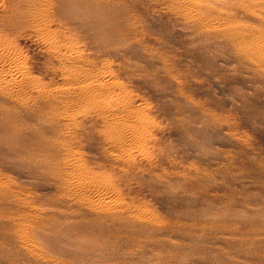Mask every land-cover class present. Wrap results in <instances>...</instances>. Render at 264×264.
Returning <instances> with one entry per match:
<instances>
[{
	"label": "rangeland",
	"instance_id": "obj_1",
	"mask_svg": "<svg viewBox=\"0 0 264 264\" xmlns=\"http://www.w3.org/2000/svg\"><path fill=\"white\" fill-rule=\"evenodd\" d=\"M99 1L74 8L70 32L2 17L0 52L17 61L0 56V79L52 93L57 165L71 158L70 180L117 207L100 214L64 173L10 158L0 172L27 196L0 206V264H264V0ZM102 76L107 96L79 97Z\"/></svg>",
	"mask_w": 264,
	"mask_h": 264
},
{
	"label": "bare ground",
	"instance_id": "obj_2",
	"mask_svg": "<svg viewBox=\"0 0 264 264\" xmlns=\"http://www.w3.org/2000/svg\"><path fill=\"white\" fill-rule=\"evenodd\" d=\"M107 4L108 3L103 4L99 0H0V11L1 12L4 11V14H1V12H0V17H1L0 22L9 21V24H12L14 26L26 24V25H29L33 28H36L38 31L47 32V34L50 32V30H49L50 25L57 24V27H61L65 31L70 32L72 29L71 24L73 22L72 20H73L74 8H77L79 6H84V7L90 8V9H93V8H96V9L100 8L101 9V8H104V6H106ZM183 5H184V3H183ZM1 8H3V10ZM189 9H191V8H189ZM101 11L102 10H100L99 12H101ZM2 17H4L3 21H2ZM99 23H103V21H101ZM51 31H52V29H51ZM237 31H239V30L237 29ZM1 33H0V36H2ZM14 33H16V32H14ZM42 34H44V33H42ZM47 34L45 33L44 36H46ZM67 35H70V34H67ZM71 35H70V37H71ZM4 36H5V34H4ZM53 36L54 35H52L51 38H54ZM9 37H12V36H9ZM54 42H56V41L53 40L51 45ZM61 44L63 45V43H61ZM49 45H50V42H49ZM57 45H58L57 43H56V45L54 44L55 47ZM66 45H67V43H66ZM46 48H48V47H46ZM56 48H58V46ZM56 48H55V50L57 51ZM52 49H53V47H52ZM8 53L4 54V53L0 52V56L4 57L5 59L11 58V56H10L11 54L9 55ZM24 55H25V53H24ZM15 57L11 58V59H15ZM8 60L10 61V59H8ZM13 61L15 62L17 60L15 59ZM19 62H17V63H19ZM262 62H263V59H262ZM9 64H10V62H9ZM11 65H13V64H11ZM18 65L22 68V66L20 64H18ZM18 69H19V67H18ZM11 72L12 71H10V73ZM23 72L21 71V73H23ZM15 76L11 77V80L10 79H2V80L0 79L1 80V82H0V94H2V95L5 94L10 99H12L13 102L15 103L14 106L19 109L20 113H22L28 117L33 118L35 120L36 124L28 125V124L24 123L23 121L19 120L15 116V114H12L11 108H8L6 106L1 108V105H0V128L6 130L5 132H7L6 134L0 133V165L5 166L8 163L10 158H16L17 157V159H19L21 162L27 163L28 166H31V168L34 171H38L42 174L52 175L56 178H61V175L64 173L63 175L65 176V178L62 177V179L64 181H66L67 186L74 189L72 191H73V194L75 195L76 198H80V199L85 200L91 209H94V210H100L101 209L100 211H98V213H100V214L111 215L109 210L110 209L113 210L117 206H112L113 203L112 204L110 203L112 201L107 200L105 197H103L102 194H99L102 197L96 196L97 198H92V196H91V194H89V192L91 191V193H92V191L96 190L97 188L93 189L95 186L90 184V180L86 181L84 179V176H81V174H80V176H77V179L70 180V178L73 176L69 177L70 176L69 175L70 174L69 168L71 170V168L74 166L72 161H71V158H68V161H67L68 165L65 166V170L62 169L61 164L57 165L58 160H59L58 157H59L60 149L58 147V140L56 138H57V136H61L62 130L58 129L60 118H59L58 110L55 108V103L53 102V98L50 97V95H52V93L48 94V93H44L42 91L35 92V91H33L34 89L31 90L32 88L27 90V88H26L27 85L25 86L26 82L23 81V79H25V77L23 75L19 78L15 77ZM32 76H33V74H32ZM27 77L29 78V76H27ZM102 77L91 78V79L87 78L84 81L81 80L82 83H84V85H82L84 91L81 90V94H79V97H91L93 94V97L96 98L98 93L99 94L104 93L107 96V93L110 92L109 91L110 89L108 88L109 86H108L107 80L104 77L103 78ZM28 78H26V80L30 79V78L29 79ZM31 79H32V77H31ZM34 80H35V78H34ZM36 80L38 81V79H36ZM106 98H108V97H106ZM85 99H88V98H85ZM88 100L91 101V99H88ZM112 100H114V99H112ZM127 104H129V103L124 102L121 99H115L113 102L112 101L110 102L109 106L111 108L108 109L107 112L116 114V113H121V112L124 113L127 111V113H128V105ZM35 105H37V106H35ZM39 122L42 124H40ZM125 126L128 127V125H125ZM109 130H112V128L111 129L109 128ZM117 135H119V133ZM84 168H85V166H84ZM87 168H89V167H87ZM68 171H69V174H68ZM83 171H84V169H83ZM86 171L87 170H85V172ZM120 177H119V179H120ZM128 177H129V175H128ZM9 178H8V176L6 177V176L2 175V172H0V206L4 205L5 208H12V205L18 206V202H22L23 200H26V196H27V195H22L21 191L17 188V186L13 182L10 181ZM124 178H125V176H124ZM92 184H94V183H92ZM91 186H93V187L91 188ZM100 186H101V184H100ZM104 186H106V185H104ZM99 189L100 188H98L97 190H99ZM88 190H90V191L88 192ZM23 205H26V204H23ZM29 207H31V206H29ZM3 214L4 213H2V211H0V216H2ZM19 243H21V242H19ZM23 243H25V242H22L20 246L25 247L23 245ZM26 243H28V242H26ZM26 246H28V245H26ZM29 247H28V250H29ZM30 255H31L30 257L33 259L38 258L36 256V253L34 254L33 252H30Z\"/></svg>",
	"mask_w": 264,
	"mask_h": 264
}]
</instances>
